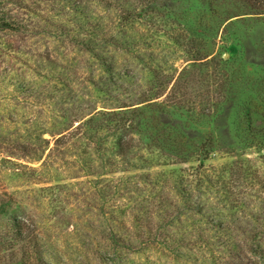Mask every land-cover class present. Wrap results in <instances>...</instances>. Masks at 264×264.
<instances>
[{
    "label": "rangeland",
    "instance_id": "374dc122",
    "mask_svg": "<svg viewBox=\"0 0 264 264\" xmlns=\"http://www.w3.org/2000/svg\"><path fill=\"white\" fill-rule=\"evenodd\" d=\"M258 8L0 0V264H264ZM182 71V102L138 105ZM133 108L122 157L111 115Z\"/></svg>",
    "mask_w": 264,
    "mask_h": 264
},
{
    "label": "trees",
    "instance_id": "16d2710c",
    "mask_svg": "<svg viewBox=\"0 0 264 264\" xmlns=\"http://www.w3.org/2000/svg\"><path fill=\"white\" fill-rule=\"evenodd\" d=\"M245 1H247L251 7V9H250V12H252V13H250L251 15L261 14V13H258V11H259L258 7H261L262 5H264V0H245ZM262 14H264V13H262ZM140 15H142V14H139L136 12H134L132 14L127 13L126 18L124 19V22H129L131 20L136 21V20H138ZM139 20H141V18H139ZM2 25L9 27V25H7L6 20H4ZM90 38L95 39L96 36L91 35ZM111 41H113V40H104L105 45L108 43H111ZM79 43H81L83 48H85L86 52H88V53H93L96 49L93 47V45L95 44L93 41L87 42V41L83 40V41H79ZM193 60L203 61L205 59L202 58V56H197L196 58H193ZM183 75H184V71H182V73L179 74L178 79L176 80V82L173 85L169 94H167V91L169 89L168 86L171 84L172 78L174 76L173 77L169 76L168 78H171V79L163 81L164 76L159 75L158 80L160 81V79H161V81H160V83L157 84L156 90H154L153 93H151V96L147 97V98H149V100L141 102L138 105L147 103L149 101L161 99L165 96H167L165 99L168 102H171V101L175 102L176 101V103H177L178 100H181V99H179V96H178L179 94H177V93L179 92V89L181 88V87H179V82L181 79H183ZM182 100H181V102H182ZM123 108H125V107H123ZM140 109L141 108H133L130 110L121 111L122 112L121 115L116 116V117H114L115 114L111 115L113 117L110 120V122H116L117 127H119L118 130L129 132V133H127V135L122 136L117 143L118 148L121 150L120 155L122 157H124V155H127L128 150H130L131 144L133 142L132 133H134L138 129L139 124H141V122H142L141 115L143 113L140 111ZM135 124H137V129L134 128ZM25 221H26V219H24L23 217H14L13 227L16 229L13 232V234H14L13 239L14 240H18V237L22 236L23 233L21 231H23V225L25 224ZM40 263H42V262H40Z\"/></svg>",
    "mask_w": 264,
    "mask_h": 264
}]
</instances>
